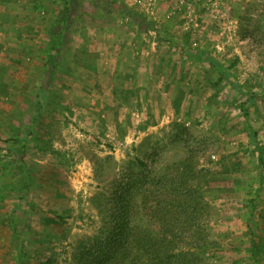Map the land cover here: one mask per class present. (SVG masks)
<instances>
[{
  "label": "rangeland",
  "instance_id": "obj_1",
  "mask_svg": "<svg viewBox=\"0 0 264 264\" xmlns=\"http://www.w3.org/2000/svg\"><path fill=\"white\" fill-rule=\"evenodd\" d=\"M175 176L203 264H264V0H0V264H108Z\"/></svg>",
  "mask_w": 264,
  "mask_h": 264
},
{
  "label": "trees",
  "instance_id": "obj_2",
  "mask_svg": "<svg viewBox=\"0 0 264 264\" xmlns=\"http://www.w3.org/2000/svg\"><path fill=\"white\" fill-rule=\"evenodd\" d=\"M186 53L194 58L198 55V59L207 56L203 52L199 55L187 50ZM208 61L216 66L210 57ZM216 70L222 78L229 80L230 74L226 69L216 67ZM230 85L240 89L247 102L254 101L253 94L244 92L237 83L230 81ZM36 98L38 107L42 108L44 95L41 90ZM245 106L243 104L242 109ZM141 165L145 166L144 163ZM177 177L150 180L148 185L152 188H144V181L137 179L130 182L119 217L123 226L119 233L121 238L117 250L108 258V264H203L204 256L215 248L203 224L204 204L200 193H186V181L192 176L184 178L183 182ZM139 186L142 192H139ZM135 193L138 200L142 195L139 204L135 201ZM141 213L151 217V224L141 221Z\"/></svg>",
  "mask_w": 264,
  "mask_h": 264
},
{
  "label": "built area",
  "instance_id": "obj_3",
  "mask_svg": "<svg viewBox=\"0 0 264 264\" xmlns=\"http://www.w3.org/2000/svg\"><path fill=\"white\" fill-rule=\"evenodd\" d=\"M149 1H152V0H149ZM147 5H150V3L148 2Z\"/></svg>",
  "mask_w": 264,
  "mask_h": 264
}]
</instances>
